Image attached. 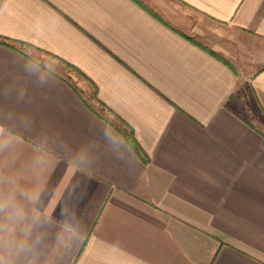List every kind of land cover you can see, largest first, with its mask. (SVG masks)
<instances>
[{
  "label": "crops",
  "instance_id": "1",
  "mask_svg": "<svg viewBox=\"0 0 264 264\" xmlns=\"http://www.w3.org/2000/svg\"><path fill=\"white\" fill-rule=\"evenodd\" d=\"M9 195L0 264H264V0H0Z\"/></svg>",
  "mask_w": 264,
  "mask_h": 264
},
{
  "label": "clouds",
  "instance_id": "2",
  "mask_svg": "<svg viewBox=\"0 0 264 264\" xmlns=\"http://www.w3.org/2000/svg\"><path fill=\"white\" fill-rule=\"evenodd\" d=\"M0 214H6L9 219L23 218V210L15 203L14 195L0 199Z\"/></svg>",
  "mask_w": 264,
  "mask_h": 264
},
{
  "label": "trees",
  "instance_id": "3",
  "mask_svg": "<svg viewBox=\"0 0 264 264\" xmlns=\"http://www.w3.org/2000/svg\"><path fill=\"white\" fill-rule=\"evenodd\" d=\"M122 135L125 137V139L128 141L132 149L136 152V154L145 162L147 161L146 156L144 153H142V150L140 149L139 145L135 141L133 134L131 131H125V130H120Z\"/></svg>",
  "mask_w": 264,
  "mask_h": 264
},
{
  "label": "rangeland",
  "instance_id": "4",
  "mask_svg": "<svg viewBox=\"0 0 264 264\" xmlns=\"http://www.w3.org/2000/svg\"><path fill=\"white\" fill-rule=\"evenodd\" d=\"M76 78L79 79V80L82 79V78H80L78 75H76ZM91 94H92V90L89 89V90L87 91V95H86V96H87L88 98L91 99Z\"/></svg>",
  "mask_w": 264,
  "mask_h": 264
}]
</instances>
